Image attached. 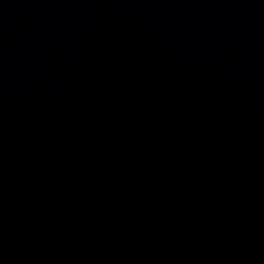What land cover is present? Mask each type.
I'll return each instance as SVG.
<instances>
[{"label":"water","instance_id":"95a60500","mask_svg":"<svg viewBox=\"0 0 264 264\" xmlns=\"http://www.w3.org/2000/svg\"><path fill=\"white\" fill-rule=\"evenodd\" d=\"M0 264H264V0H0Z\"/></svg>","mask_w":264,"mask_h":264}]
</instances>
